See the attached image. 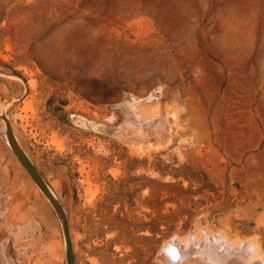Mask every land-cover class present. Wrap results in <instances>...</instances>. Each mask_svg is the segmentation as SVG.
I'll return each mask as SVG.
<instances>
[{
    "label": "rangeland",
    "instance_id": "rangeland-1",
    "mask_svg": "<svg viewBox=\"0 0 264 264\" xmlns=\"http://www.w3.org/2000/svg\"><path fill=\"white\" fill-rule=\"evenodd\" d=\"M3 115L75 264L264 263V0H0V264H66Z\"/></svg>",
    "mask_w": 264,
    "mask_h": 264
},
{
    "label": "bare ground",
    "instance_id": "bare-ground-1",
    "mask_svg": "<svg viewBox=\"0 0 264 264\" xmlns=\"http://www.w3.org/2000/svg\"><path fill=\"white\" fill-rule=\"evenodd\" d=\"M3 116L7 120V117L5 115H3ZM11 132H12V130H11ZM2 135H3L6 143L8 144V146L10 147L11 150H12L11 143H14V145L18 146L21 149V151L23 152L25 157L32 164L31 160L27 156L26 152L22 149L20 143L18 142V139L13 134V132L11 134V137L10 138L8 137L7 131H6V124H5L4 132ZM32 166H33V164H32ZM42 180H43V178H42ZM43 182L45 183L47 190H48L50 196L52 197L53 201L56 202L60 206L62 211L65 213V210L61 206L60 201H58V199L56 198L54 193L51 191L48 184L44 180H43ZM39 191L41 192V194H43L40 189H39ZM43 196L49 202L48 198L44 194H43ZM57 217L59 219V222H60L61 228H62V219H61L59 214H57ZM199 237H200V235H199ZM206 237H207V235H206ZM215 237H213V235H212V237L210 236V238H213V240L212 239L210 240L208 237L209 240L206 238L207 241L203 242V243L183 242L182 244L180 241L182 238L180 240H178L176 238V240H178L180 242L181 246H176L175 250L174 249L171 250L168 248V245L165 244L166 248H168V249H166L165 251L162 250L163 252L158 256V259L161 260L163 264H264L263 262H261L262 259H260V258L257 259L253 255H252V257H249L251 254H253L252 253L253 252L252 247L248 246L249 243H248V245H246V247L244 249V250H246L245 252H243L244 250L242 252L238 251L239 248H238V250L233 251L231 246L233 247V245H235V244L229 246L228 249H226L222 240L219 238L214 239ZM172 239H175V238H172ZM191 240H192V238H191ZM196 241H198V240H196ZM173 242H170V243H173ZM229 245H230V243H229ZM165 246H164V248H165ZM65 250H66V247H65ZM173 252L175 253V255L177 257L176 259H173ZM255 254L256 253H254V255ZM66 264H67V257H66Z\"/></svg>",
    "mask_w": 264,
    "mask_h": 264
},
{
    "label": "water",
    "instance_id": "water-1",
    "mask_svg": "<svg viewBox=\"0 0 264 264\" xmlns=\"http://www.w3.org/2000/svg\"><path fill=\"white\" fill-rule=\"evenodd\" d=\"M2 119L4 120L6 124L7 135L10 138L12 132H11V127L9 125V122L6 120L4 116H2ZM11 147L19 163L26 170L27 174L30 176V178L33 180L36 186L48 198L49 203L52 206L53 210L55 211L56 215L57 214L60 215L62 219V231H63L65 242H66L67 264H75L66 214L62 211L60 206L56 202L53 201L42 178L40 177L36 169L32 166V164L28 161V159L25 157L21 149L18 146L14 145V143H11Z\"/></svg>",
    "mask_w": 264,
    "mask_h": 264
},
{
    "label": "snow or ice",
    "instance_id": "snow-or-ice-1",
    "mask_svg": "<svg viewBox=\"0 0 264 264\" xmlns=\"http://www.w3.org/2000/svg\"><path fill=\"white\" fill-rule=\"evenodd\" d=\"M177 257H176V255H175V253L173 252V259H176Z\"/></svg>",
    "mask_w": 264,
    "mask_h": 264
}]
</instances>
